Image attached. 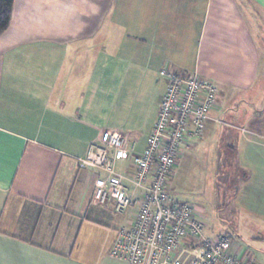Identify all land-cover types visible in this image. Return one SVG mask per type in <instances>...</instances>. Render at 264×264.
<instances>
[{
  "label": "crops",
  "instance_id": "1",
  "mask_svg": "<svg viewBox=\"0 0 264 264\" xmlns=\"http://www.w3.org/2000/svg\"><path fill=\"white\" fill-rule=\"evenodd\" d=\"M166 66L219 90L172 186L203 141L228 140L241 181L224 176L220 185L217 146L216 198L223 188L238 199L251 227L235 223L240 234L231 238L221 225L218 236L230 237L237 256L264 264V0H15L0 34V264H132L110 254L113 206L92 203L103 174L81 168L79 158L104 130L145 149ZM215 112L241 125L240 134L216 131ZM128 165L118 163L119 171Z\"/></svg>",
  "mask_w": 264,
  "mask_h": 264
},
{
  "label": "built area",
  "instance_id": "2",
  "mask_svg": "<svg viewBox=\"0 0 264 264\" xmlns=\"http://www.w3.org/2000/svg\"><path fill=\"white\" fill-rule=\"evenodd\" d=\"M160 77L168 85L145 149L137 151L123 133L104 130L79 158L81 168L103 174L95 181L92 203L111 204L116 213L131 216L117 230L110 254L132 264H255L233 253L227 235L205 237L194 205L170 194L183 149L204 134L218 107V87L196 72L181 74L167 66ZM128 160V168L119 171L118 163Z\"/></svg>",
  "mask_w": 264,
  "mask_h": 264
},
{
  "label": "rangeland",
  "instance_id": "3",
  "mask_svg": "<svg viewBox=\"0 0 264 264\" xmlns=\"http://www.w3.org/2000/svg\"><path fill=\"white\" fill-rule=\"evenodd\" d=\"M237 105H233L232 110L234 112L238 111ZM213 115L219 119L220 123L218 124V132L225 133L226 131H231L236 136L240 134L241 125L236 123H231L229 117L225 118L222 115L213 113ZM235 141V140H234ZM219 140H210L203 141L201 145L198 146L195 157L187 160V164L182 162L180 164L181 169L176 170V179L173 190H171V196L177 201L190 202L194 205L200 218L204 217V222L206 228L204 232L215 237L220 235L219 227L222 225L225 229L229 230V236L232 238L234 235L238 236L239 232L234 233L233 228H236L235 223L240 224L247 228L251 227V224L247 220L245 210L241 206L242 204L238 199H227L225 198L223 188H220L219 194L220 197L216 198V189L215 184L218 182L216 175V164L213 161V157L217 156V146L220 147V161H219V183H223L222 178L227 176V182L230 181L240 183V174H239V163H235L231 160L224 149H226L225 144L228 143V140L224 142L220 141V146L218 144ZM230 143H233L230 141ZM214 147H209V146ZM180 163V160H179ZM230 171L234 176H230ZM244 175V172L242 173ZM235 176L237 180L235 181ZM202 197L203 199H199ZM115 212V211H114ZM112 215L116 219L114 226H118L120 229L122 226L126 225V214H115L112 212ZM123 215V216H118ZM128 218V215H127ZM249 218V216H248ZM117 229V230H118ZM117 232V231H116ZM225 233V232H224ZM222 234V233H221ZM244 240H250L248 238L242 237ZM240 237V239H242Z\"/></svg>",
  "mask_w": 264,
  "mask_h": 264
},
{
  "label": "trees",
  "instance_id": "4",
  "mask_svg": "<svg viewBox=\"0 0 264 264\" xmlns=\"http://www.w3.org/2000/svg\"><path fill=\"white\" fill-rule=\"evenodd\" d=\"M14 2L15 0H0V34L10 26Z\"/></svg>",
  "mask_w": 264,
  "mask_h": 264
}]
</instances>
